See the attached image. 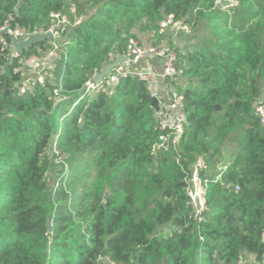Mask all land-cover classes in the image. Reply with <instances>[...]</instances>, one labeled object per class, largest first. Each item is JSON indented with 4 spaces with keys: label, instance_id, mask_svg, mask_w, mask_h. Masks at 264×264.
I'll use <instances>...</instances> for the list:
<instances>
[{
    "label": "trees",
    "instance_id": "obj_1",
    "mask_svg": "<svg viewBox=\"0 0 264 264\" xmlns=\"http://www.w3.org/2000/svg\"><path fill=\"white\" fill-rule=\"evenodd\" d=\"M233 1L0 0V24L48 31L56 13L69 22L54 71L32 92L18 94L20 64L0 46V113L10 116L0 121V264H264V128L254 112L264 103V0ZM168 17L202 36L192 50L175 46L179 155L155 156L143 82L125 76L92 97L85 87L129 38L161 44ZM199 157L208 185L197 223L184 179Z\"/></svg>",
    "mask_w": 264,
    "mask_h": 264
},
{
    "label": "built area",
    "instance_id": "obj_2",
    "mask_svg": "<svg viewBox=\"0 0 264 264\" xmlns=\"http://www.w3.org/2000/svg\"><path fill=\"white\" fill-rule=\"evenodd\" d=\"M52 24L48 31L30 32L18 26L11 27L8 20L0 24V46L7 52L9 60L18 59L19 70L22 78L16 84L18 94L32 92L36 86L44 85L48 76L54 71V60L59 56L61 50L55 40L48 42L51 48L27 58H20V54L13 47V41L26 40L36 34H52L53 39L59 35L58 29L66 26L68 17L61 13L51 15ZM190 33V28L182 21H173L168 17L159 24L158 34L168 36L165 42L159 45L140 43L135 38H129L125 44L122 57L125 62L120 64L100 83L95 84L94 76L86 84L85 95L92 97L97 93H106L114 88L125 76H131L146 86L151 101L150 107L156 119L157 141L152 151L156 156L159 153L171 152L179 155V145L185 133L186 115L184 112V95L180 88L184 84L178 77L176 68L177 54L174 46L168 43L171 39L177 41L179 34ZM57 92H55V95ZM56 102L58 99H55ZM155 102L153 105L152 102ZM255 115L259 118L264 128V103L259 101L254 107ZM206 168L205 160L199 157L192 166L190 174H187L185 183V196L187 206L190 209L192 219L200 223L204 219L206 211V193L208 181L202 179L200 172ZM227 163L220 166V171L225 172ZM220 176L216 178L219 180ZM235 190H239L236 186ZM169 231L165 232L168 234ZM264 243V231L262 232ZM240 258L238 264H242ZM112 264V263H110Z\"/></svg>",
    "mask_w": 264,
    "mask_h": 264
},
{
    "label": "water",
    "instance_id": "obj_3",
    "mask_svg": "<svg viewBox=\"0 0 264 264\" xmlns=\"http://www.w3.org/2000/svg\"><path fill=\"white\" fill-rule=\"evenodd\" d=\"M218 4L222 9L230 8L234 6V1L233 0H218ZM52 41V36L51 34H36L32 35L26 40H20L18 42L13 41V47L16 50L18 54H21L24 50H27L28 48L32 47L33 45H36L40 42L43 41ZM125 62V58L122 56L116 57L111 63L106 64L105 66L102 67L101 71L96 73L94 75L93 81L95 84L100 83L106 76L110 74L114 69H116L120 64ZM4 89L0 86V94L3 93ZM152 104L154 105L155 102L153 101ZM220 108L217 107V110ZM10 116L9 115H4L0 113V121H4L8 119ZM83 125V119L80 121L79 126L82 127ZM107 198V193L104 195V200ZM234 219L231 217L228 219V222L233 221ZM48 228L50 230V225H48Z\"/></svg>",
    "mask_w": 264,
    "mask_h": 264
},
{
    "label": "rangeland",
    "instance_id": "obj_4",
    "mask_svg": "<svg viewBox=\"0 0 264 264\" xmlns=\"http://www.w3.org/2000/svg\"><path fill=\"white\" fill-rule=\"evenodd\" d=\"M219 5V4H218ZM67 25H69V22L67 23ZM195 34L196 32L190 30V33H185V34H179V36L177 37V41L171 39L172 41V45L178 46L181 50L184 51H188V50H192L193 49V44H197V42L199 41V39L201 38L202 34H199L197 38H195ZM52 36V41L55 40V42L57 43V45L59 46V48L62 46V43L64 41V38L60 36V32L58 36H55V39H53V35ZM168 39V36H165V39ZM165 39L163 40L165 42ZM50 42V41H48ZM233 145H226L223 148V156L225 159H227L230 156V152L233 151ZM254 261L252 260V258L250 257H244L243 258V262L242 264H251Z\"/></svg>",
    "mask_w": 264,
    "mask_h": 264
}]
</instances>
